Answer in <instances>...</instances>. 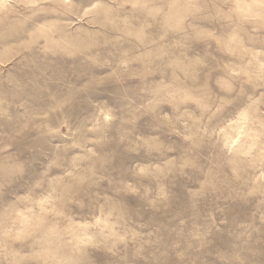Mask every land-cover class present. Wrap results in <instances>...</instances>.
<instances>
[{"label": "rangeland", "instance_id": "374dc122", "mask_svg": "<svg viewBox=\"0 0 264 264\" xmlns=\"http://www.w3.org/2000/svg\"><path fill=\"white\" fill-rule=\"evenodd\" d=\"M0 264H264V0H0Z\"/></svg>", "mask_w": 264, "mask_h": 264}]
</instances>
